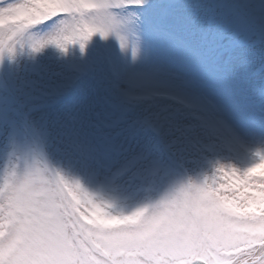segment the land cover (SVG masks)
Here are the masks:
<instances>
[{
    "label": "snow or ice",
    "instance_id": "snow-or-ice-1",
    "mask_svg": "<svg viewBox=\"0 0 264 264\" xmlns=\"http://www.w3.org/2000/svg\"><path fill=\"white\" fill-rule=\"evenodd\" d=\"M158 6L157 0H0V61L14 56V42L25 35L34 52L52 44L64 53L78 46L82 55L94 39H112L142 71L178 76L153 62V50H172L181 40L173 22L190 30L192 21L165 13L153 24L148 14ZM191 7L221 34L264 22V0ZM40 27L49 29L46 37L32 32ZM229 130L234 146L227 156L206 157L207 167L194 174L162 178L154 195L131 203L90 187L43 148L12 153L0 167V264H264V139L253 143ZM146 161H128L121 174ZM147 170L154 175L157 168Z\"/></svg>",
    "mask_w": 264,
    "mask_h": 264
},
{
    "label": "rangeland",
    "instance_id": "rangeland-1",
    "mask_svg": "<svg viewBox=\"0 0 264 264\" xmlns=\"http://www.w3.org/2000/svg\"><path fill=\"white\" fill-rule=\"evenodd\" d=\"M220 2L222 0H187L180 4L181 7L173 8L169 14L187 17L192 23L190 30H185L182 25L173 22L172 27L179 31L181 40L177 41L170 51L153 50V62H164L179 73L172 78L156 76L164 83L165 80L172 81V90L183 96L179 103L153 104L138 112L139 115H160L163 125L157 136L145 134L133 124L121 122L118 117L121 96L128 87L130 88L131 83H136L137 73L140 78L143 66L132 65L123 57L115 40L109 39L107 43L94 39L89 43L86 54L79 53L81 56L78 59H69L77 65L97 57L100 66L97 65L96 69L89 73L68 102L66 100L63 104L49 105L35 115L32 112V121L38 127L39 134L46 143L49 141L55 145L52 149L48 147L51 150L50 158L61 167L79 175L90 187L99 190L110 176V171L119 168L126 159L147 157L146 167L134 168L120 185L112 187L115 191L123 190L124 194L136 189L138 195L141 193L140 198H143L154 195L161 180L157 183V189L145 193L143 188L148 184V177L151 179L147 169L158 166L161 172L158 176L171 174L167 180L185 173L194 174L202 167H207L206 157L229 154V149L233 147L228 140L229 138L233 141L229 129L236 128V124L246 134L241 135L253 143L264 139V96L261 95L264 70L255 74V68L264 63V47L254 42L238 50L227 64L223 61L213 63L214 54L210 48L219 42L217 35L220 31L215 26L209 27L203 10L193 15L192 5ZM161 15L162 7H158L148 14V18L155 24ZM1 19L5 18L0 16ZM260 23L264 26V22ZM245 26H236L231 33L226 34L224 44H228L232 38H238L244 44L260 38L256 27ZM48 33L49 30L34 32L37 37H46ZM13 46L14 56L10 59L5 54L0 62L6 82L17 92H24L27 87L22 84L21 79L16 80V77H23L26 81L34 77L42 79V85L38 82L29 83L31 90L36 91L41 86L51 85L52 82L45 80L46 77L70 73L64 62L73 57V54H77V46H70L68 52L64 53L52 44L34 52L28 35L15 41ZM189 46V50L179 51ZM205 56L207 60L209 57L208 61L204 59ZM203 62L207 65H203ZM7 94L8 88L0 86V167L4 165L7 152L6 121L10 118L13 108ZM220 100H223L224 104H228V101L239 103L242 111L239 118L230 111L227 113L236 118L237 123L232 122L228 115H224L223 110H216ZM114 121L116 124L111 127ZM222 121L226 122L228 129L220 138L221 132L217 127H226ZM157 137L163 140L166 155L156 146ZM29 151V145L25 144L20 149V154L23 156ZM133 174L137 179L130 181L128 177Z\"/></svg>",
    "mask_w": 264,
    "mask_h": 264
},
{
    "label": "bare ground",
    "instance_id": "bare-ground-1",
    "mask_svg": "<svg viewBox=\"0 0 264 264\" xmlns=\"http://www.w3.org/2000/svg\"><path fill=\"white\" fill-rule=\"evenodd\" d=\"M190 49V46L188 47V48H185V49H180L179 51L180 52H183V51H185V50H189ZM27 54H29L30 52H26ZM130 73H131V70H130ZM123 82V80H121V83ZM219 110H223V114L224 115H228L227 113H229L228 111H231V109L226 105V104H224V102H223V100H220L219 101ZM229 116V115H228ZM230 117V116H229ZM235 123V122H234ZM235 127L236 128H231L232 130H235L236 132H239L240 134H243V135H246L245 134V132H244V130H241V127L239 128L238 127V125L236 124L235 125ZM248 128V127H247ZM253 130H255L254 128H252ZM248 131H249V129H248ZM231 134V133H230ZM228 140H229V142H230V144L232 145V146H234V140L232 141V140H230L229 138H228ZM110 168V167H109ZM108 168V169H109ZM108 169H107V171H108ZM106 171V172H107Z\"/></svg>",
    "mask_w": 264,
    "mask_h": 264
},
{
    "label": "clouds",
    "instance_id": "clouds-1",
    "mask_svg": "<svg viewBox=\"0 0 264 264\" xmlns=\"http://www.w3.org/2000/svg\"><path fill=\"white\" fill-rule=\"evenodd\" d=\"M128 179H129L130 181H134V180L137 179V177H136L135 174H133L132 176H129Z\"/></svg>",
    "mask_w": 264,
    "mask_h": 264
}]
</instances>
